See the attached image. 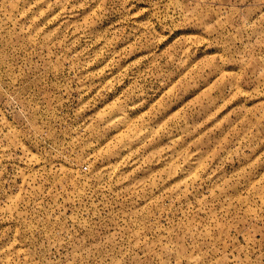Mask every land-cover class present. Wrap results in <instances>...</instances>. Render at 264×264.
Segmentation results:
<instances>
[{"label":"rangeland","instance_id":"374dc122","mask_svg":"<svg viewBox=\"0 0 264 264\" xmlns=\"http://www.w3.org/2000/svg\"><path fill=\"white\" fill-rule=\"evenodd\" d=\"M0 264H264V0H0Z\"/></svg>","mask_w":264,"mask_h":264}]
</instances>
